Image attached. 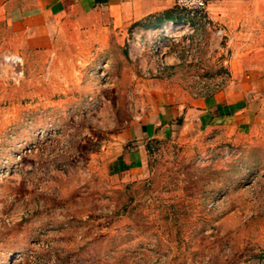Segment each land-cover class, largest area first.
Returning <instances> with one entry per match:
<instances>
[{
	"label": "rangeland",
	"instance_id": "rangeland-1",
	"mask_svg": "<svg viewBox=\"0 0 264 264\" xmlns=\"http://www.w3.org/2000/svg\"><path fill=\"white\" fill-rule=\"evenodd\" d=\"M156 37L135 58L116 37L109 54L65 53L59 78L48 62L0 76V264H264V125L245 138L179 126L145 143L143 168L120 161L154 77L192 90L229 77L202 66L197 33L173 41L190 51L175 69Z\"/></svg>",
	"mask_w": 264,
	"mask_h": 264
},
{
	"label": "crops",
	"instance_id": "crops-1",
	"mask_svg": "<svg viewBox=\"0 0 264 264\" xmlns=\"http://www.w3.org/2000/svg\"><path fill=\"white\" fill-rule=\"evenodd\" d=\"M205 16L206 22L194 20L174 0H0V51L19 54L28 76L48 62L49 75L59 78L65 64H73L65 53L109 54L116 48L110 38L116 37L128 43V57L135 58L139 40L161 39L168 22L184 24L181 34L194 29L203 37L202 66L226 69L228 80L221 90L206 94H195L178 78L149 81V110L120 134L124 143L131 141L124 144L120 161L138 170L144 167L145 143L179 126L181 132L209 129L245 138L264 125V0H213ZM217 27L223 29L222 40ZM192 35L183 34L179 41ZM176 45L172 42L165 53L166 64L174 69L188 62ZM117 57V63L124 62ZM149 67L155 70L156 64Z\"/></svg>",
	"mask_w": 264,
	"mask_h": 264
},
{
	"label": "built area",
	"instance_id": "built-area-1",
	"mask_svg": "<svg viewBox=\"0 0 264 264\" xmlns=\"http://www.w3.org/2000/svg\"><path fill=\"white\" fill-rule=\"evenodd\" d=\"M175 5L185 10L187 14L194 20L206 22L205 9L213 0H174ZM181 30H173L166 32L162 28L163 40L157 41V49H161L164 43L177 42L178 39L183 35L194 34V29L189 28L184 30L183 33H179ZM215 34L221 39L223 38V29L220 27L215 28ZM188 42V38H187ZM186 51V50H185ZM186 55L189 57L190 51H186ZM0 76L4 79L18 83L24 76L23 71V60L22 57L14 52L0 51ZM228 80L227 74H218L214 76L202 75L197 77L198 86L195 87V94H206L214 91L221 90L226 81Z\"/></svg>",
	"mask_w": 264,
	"mask_h": 264
},
{
	"label": "bare ground",
	"instance_id": "bare-ground-1",
	"mask_svg": "<svg viewBox=\"0 0 264 264\" xmlns=\"http://www.w3.org/2000/svg\"><path fill=\"white\" fill-rule=\"evenodd\" d=\"M166 32H170L173 30H181L184 26L181 23H167L163 26Z\"/></svg>",
	"mask_w": 264,
	"mask_h": 264
}]
</instances>
